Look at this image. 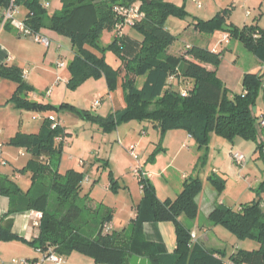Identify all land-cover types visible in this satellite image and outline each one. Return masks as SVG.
Instances as JSON below:
<instances>
[{"label":"trees","instance_id":"16d2710c","mask_svg":"<svg viewBox=\"0 0 264 264\" xmlns=\"http://www.w3.org/2000/svg\"><path fill=\"white\" fill-rule=\"evenodd\" d=\"M10 3L11 0H0V23ZM62 3L63 11L49 19L48 9L41 0H16L18 6L28 10L26 23L34 32L49 30L71 39L74 58L68 65V89H75L89 79L104 77L110 94L122 91L124 106L115 107L114 112L104 118L91 117L68 104L56 108L31 101L28 95L34 88L24 79V71L0 64V78L17 86L7 104H13L18 110L40 113L69 110L91 117L106 130L132 120L149 122L162 135L182 130L196 141L198 150L205 153L199 158L202 164L209 158L212 135L231 143L237 138L253 142L264 157L260 117L254 112L264 88V71L245 74L243 92L234 94L218 77L223 60L220 52L193 45L185 47L180 56L169 53L177 38L168 29L167 22L172 17L187 19L190 15L185 5L178 7L167 0H62ZM132 4L139 5L145 15L132 27L141 38L127 34L115 36L107 48L121 60L120 67L114 69L106 61L107 49L101 46L99 33L115 31L119 18L114 8ZM231 14L232 9H224L209 21L197 20L194 27L205 35L216 32L228 35L229 41L243 44L264 65V29L229 24ZM187 81L192 86L181 89ZM183 91L186 96L182 95ZM52 126L53 122L46 118L39 133L18 132L8 142L13 147L25 148L31 156L21 172L31 174L32 185L27 192L9 176H0V198L10 199L9 214L35 211L42 216L39 236L30 242L36 251L46 253L53 249L63 257L77 252L97 264H129L132 257L148 259L151 264H226L227 260L230 264H264V208L261 206L264 181L256 188V198L251 204L239 210L221 204L209 216L214 226L224 227L239 239L256 241L260 245L258 250H237L228 256L225 251L208 250L200 243L191 244V231L181 217L195 220L199 216L197 197L203 191V182L196 177L186 178L182 191L173 200H161L150 179L141 180L143 196L136 207L131 231L116 232L113 231L112 210L100 205L91 208L87 204L92 200L80 198L86 175L73 169L60 173L57 163L54 164L65 147V143L57 139L65 140L68 134L60 124L55 129ZM154 160L155 155H152L151 161ZM196 168L200 170L199 162ZM208 181L219 195L225 191V178L213 173ZM116 187L117 182L111 186ZM51 195L55 196L57 205L49 204ZM58 208H62V212H58ZM86 214L92 217L87 218ZM146 223H172L177 237L176 249L170 253L164 244L148 241L144 232ZM108 225H112L109 232L106 231ZM12 227V220L0 225V241H24L13 234Z\"/></svg>","mask_w":264,"mask_h":264},{"label":"rangeland","instance_id":"374dc122","mask_svg":"<svg viewBox=\"0 0 264 264\" xmlns=\"http://www.w3.org/2000/svg\"><path fill=\"white\" fill-rule=\"evenodd\" d=\"M41 3L44 6L47 4L50 5V8L47 10V17L49 19L63 11L62 0H41ZM27 13L28 10L24 6H21L17 18L19 20H24ZM173 20L180 23H174ZM186 23H188L186 19L180 20L174 17L167 22V27H170L172 33L177 38L173 48L168 51L173 55H178L181 52H184L187 44L207 46L208 43H204V41L211 42L213 40L210 35L202 34L203 40H200L199 37L189 36L184 33L182 28ZM8 28H12L14 30L13 34H17L22 38L21 40L24 41H14L16 42L15 46L17 48H20L21 45H25L36 53L35 58L32 59L31 63L21 64L25 65V69L28 70L27 78L30 80L32 79V70H35V83L40 86V89L44 88L43 91L36 90L38 92L33 96L35 99L40 98L53 104L55 101L57 106H60L62 103H68L77 107L81 112L89 113L91 117L101 116L106 118L110 113L114 112L115 107L121 108L124 106L122 91L119 90L110 94L107 81L104 77L99 79H89L75 89H68L67 87L70 75L66 78H63V76H60V78L57 77L56 70L59 68V63L56 65V60L60 61L61 59V62H65L66 67L64 70L69 73L68 65L74 58L72 43L69 37L58 35L55 32L56 35L53 37L54 33L52 34V31L44 30L42 34L46 35L51 40V47L47 49L37 43L33 38L19 35L18 31L10 25H8ZM5 30L6 29L3 31ZM129 30L138 38L140 37L132 28L126 27L122 33L127 34ZM115 36V31L110 32L107 30H101L99 33V42L101 46L106 49L109 48L113 43ZM1 38L2 37L0 36V39ZM219 50L222 54L223 60L217 71L218 77L232 93L241 94L243 92L244 75L247 73H259V70H257V72H252L256 70L257 58L238 41H232L230 45L220 44ZM51 53H55V56L52 57ZM59 55H65L67 58L64 60V58ZM105 57L107 63L112 68L118 69L120 67L121 60L114 51L107 49ZM18 65L20 64H15V66ZM58 70H60V68ZM141 82L142 79L140 80V83ZM64 85L67 88L66 93L68 94L64 99L62 98V95H58L57 97L56 93L52 100L48 97L47 92L54 91V89L57 92L58 89ZM183 85L191 87L192 83L187 81ZM12 86L13 84L9 81L0 79V102L6 101L9 97ZM30 97H32V94ZM96 102H99V106L94 108L93 106ZM257 104V113L259 117H261L262 113H264V88L260 93ZM49 113L54 114V116L49 117H53L62 124L65 123L73 134V139L70 138V142L68 141V138L66 140V143H71V145H69L71 147L65 146L68 148L64 147L63 153L57 156L54 164L57 163L58 168L62 173H66L68 170L72 169L78 172L84 171L88 183L83 186L80 198L94 200L92 202L94 205L92 203H86L91 208L100 205L103 208L112 210L114 213L112 221L113 231L122 232L126 229L130 232L133 224L132 220L135 216L136 205L139 202L141 192L140 180L135 177L134 170L140 166H142L143 169L145 167L150 168V165H153V162L151 161L152 155H155L157 163L163 158L168 160L175 159L174 161L176 162L178 158L176 157L178 149L173 144L176 143L175 140L178 141V139H185L187 133L182 130H174L168 131L165 135H162L160 130L157 131L154 129L153 125H149L148 127L146 125L147 122L140 123L135 120L124 122L116 129L106 130L101 124L93 121L91 117H83L81 115H78L77 117L68 112L61 116L59 115L61 112L58 111H51ZM36 116L39 117L38 120L34 119ZM46 117L47 113H40L27 109L18 110L13 108L12 105L0 106V130L4 133L1 137L7 138L2 144L4 146L5 159L8 161V166L0 169V176L12 177L11 179L14 180V183L25 192L31 188L32 181L29 173L24 174L21 172L27 166L31 156L25 148L13 147L6 143V141L11 137H14L18 132L26 134L37 132ZM145 125L146 127H144ZM144 128L148 129L147 133L144 132ZM212 137L214 138V141L212 144V151L210 152L214 157L210 158L209 156L205 164H202L200 159L205 153L201 152L199 155L200 159L198 160L200 170L197 168L196 170H193V168L188 170L186 164L184 167L179 168L177 166L182 164L180 159H178L176 165L170 168L164 177L163 174H160V176L163 177L162 181H167L168 183H173V185L175 184L180 187L182 175L186 173H190V177L200 175V178L203 180V177H205L207 173H210L213 167H216L220 171L219 176L224 177L227 181L226 189L220 195L225 206L238 210L244 205L251 204L256 198V181H260L262 178L261 176L264 175V161L257 160L253 155L255 144L237 138L235 142L238 143V145L232 147L231 142L229 143L216 135H212ZM171 139H174V141L172 142ZM149 142L152 143L150 150H148ZM194 142L196 143V141ZM223 144H230V148ZM241 144L243 145L241 146ZM188 146L190 147V145ZM132 147H136L139 161H135L132 158L129 152V149ZM165 148H168V150ZM67 149H71V152H66ZM21 150L24 152V156L19 155V151ZM187 150L188 149L185 147L184 153L188 152ZM191 150L195 155V148H191ZM231 152H238L246 157V162L243 167L237 165L233 161ZM65 155H67V157H65ZM70 157H72V161L67 160V158ZM63 158L70 163L61 165ZM81 162H83V166L81 165ZM247 172L249 174L246 176L247 178H245L244 176ZM17 176H19L20 179H18ZM115 182H117V187L112 189L111 186H113ZM178 191L180 190L175 192L178 193L177 195L181 192ZM215 193L218 195L217 192ZM54 198L55 196L51 195L49 202L50 205L54 202ZM54 203L57 205V201ZM58 212H62V208H58ZM20 213L23 212H17V214ZM15 214L16 213L8 214V217ZM86 215L87 218L92 217V215L89 216L90 214ZM83 220L86 221V218ZM186 220L190 224L193 223V220L189 218H186ZM199 220L200 228L198 230L202 234L204 227H208L210 222L204 216H200ZM216 234L221 241L214 238V234L211 233L208 236L211 241L206 242L205 240H201V243H203L207 249H226L229 256L236 252L237 249L254 251L258 250L260 247V245L251 238L239 239L224 227H218ZM215 239L217 241H215ZM73 254L74 255L70 254L64 256L66 263H68L71 258L70 264H90L89 262H81L80 260L75 259L76 257L72 256L78 255L83 256L84 258L90 257L77 252ZM16 259L24 258L15 257L11 261L13 262ZM92 260V264H97L94 259ZM225 262L226 264H230L228 260ZM129 264H151V262L148 259L132 257L129 260Z\"/></svg>","mask_w":264,"mask_h":264},{"label":"crops","instance_id":"0c3cea01","mask_svg":"<svg viewBox=\"0 0 264 264\" xmlns=\"http://www.w3.org/2000/svg\"><path fill=\"white\" fill-rule=\"evenodd\" d=\"M167 1L169 3H172L176 6H178V7H182L183 5H185L186 10L190 16L186 19L188 23H186V25L183 26L182 29L184 30V33L188 34L189 36L199 37L200 40H203L202 34L199 33L194 27L197 20L209 21V20L213 19L219 12H221L224 9H228V8L232 9V14H231V17L229 20V24H232L238 28H243L245 26H249V27L258 26L259 28L264 29V0H167ZM199 4L201 5V7H199ZM248 12H250V15H248ZM173 21H174V23L176 22V20H173ZM176 23H180V22H176ZM5 29H6L5 31H2L0 33V36L2 37L0 39V64L7 65V66L11 67V66H15V64L17 63L20 65L15 66V67H18L22 71L27 70V69H25L26 68L25 65H21V64L31 63L32 59L35 58L36 53L33 50L29 49L25 45H21L20 48H17L15 46L16 42H14V41H18V42L23 41V40H21L22 38L19 37L17 34L14 35L13 34L14 30L12 28H5ZM168 29L172 32L170 27ZM53 33L54 32H52V34ZM55 35L56 34L54 33L53 37ZM127 35L136 37L134 34L131 33L130 30L127 33ZM223 36H224V34L222 32H216L215 34L211 35L213 40L211 42H209V41L205 42L204 41V43H208V45L207 46L202 45L201 47L208 48L214 52H220V50H219L220 44L230 45L232 43V41H229V40L224 41ZM187 46H193V45L187 44L186 47ZM171 48H173V46ZM47 49H49V48H47ZM182 53L183 52H181L180 54H178L176 56H180ZM47 54H48V52H47ZM51 56L54 57L55 53H51ZM59 56L64 58V60H65V58H67V56L65 57V55H59ZM60 62H61V59H60V61L56 60L55 64L57 65ZM58 69L59 68H57V70H56L57 71L56 75L58 78H60V76H63V78H66L70 75L68 72H65V70H64L65 68L60 69V70H58ZM257 70H259V72L264 71V65L261 63V61L258 58H257L256 70L252 71V72H257ZM34 75H35V70H32V73H31L32 79L31 80L29 78L26 79V82L31 87L34 88V91L32 93H30L28 96L29 100L34 101V102H38V103H42L45 105H50V106H53L56 108L61 107L64 104H68V103H62L60 106H57L55 101L53 104V103H49L46 100H42L40 98L35 99L33 96L37 94L38 91H36V90L43 91L44 88L40 89V86L35 83ZM2 80H4V79H2ZM6 81H8V80H6ZM9 82L13 84L12 89H11L9 97L6 99V101L0 102V106L12 105L13 108H15L13 104H7L8 100L12 97V95L14 94V92L16 91V88H17L16 84H14L11 81H9ZM184 87H185V85H182L181 89H183ZM66 89L67 88L64 85L63 87L59 88L57 92L55 91V89H54V91L47 92L48 93L47 95L52 100L54 94L56 93L57 97H58V95H60V96L62 95V98L64 99L68 95L66 93V91H67ZM31 94H32V97H30ZM68 105H70V104H68ZM75 108H77V107H75ZM67 112L72 114V115H76L78 117L77 114H75L71 111L69 112V110H64L61 113H59V115L62 116L63 114H65ZM257 112H258V104H257ZM49 116H54V114L48 112L47 117H49ZM36 117L39 119L38 116H36ZM263 118H264V113H262L260 120H262ZM38 119H36V120H38ZM60 124H61V126H63L65 128L66 133L68 134V137H67L68 141L70 140V138L73 139L72 138L73 134L70 132V130L66 126V124L65 123L62 124L61 122H60ZM146 125L149 127V125H152V124L147 122ZM146 125L144 127H146ZM147 128L143 129L144 132H146V133L148 130ZM40 129H41V127L39 128V130L37 132L30 133V134H37V133H39ZM154 129H156V128L154 127ZM260 129L262 130V136L260 137V143H264V128L261 127ZM156 130L159 131L158 129H156ZM2 135H4V133L0 130V143L4 142V140H7V138L1 137ZM11 138H13V137H11ZM11 138L8 141H6V143H8L11 140ZM67 138L65 139V146L71 145V143H66ZM213 139L214 138L212 137L210 148H209L210 158L214 157V155L210 152V151H212V144L214 141ZM171 141L173 142L174 139H171ZM194 141L195 140L192 139L188 134L185 136V139H183V140H180V139H178V141L175 140L176 143L173 145H175L176 148L178 149L177 153H176V157H178L176 162L178 161V159H180V162L182 164V165L177 166V167L182 168L186 164V166H188L187 167L188 170H190L192 168H193V170H196V166L198 165L199 155L201 152L198 150V146L196 145V143ZM151 144L152 143L149 144L148 150L151 149V147H150ZM188 145H190V147ZM223 145H225V146L227 145V147L230 148V146H229L230 144H223ZM236 145H238V143H236L234 141L232 143V147H234ZM242 145L243 144H241V146ZM153 146H155V145H153ZM69 147H71V146H69ZM185 147L188 149L187 150L188 152L184 153ZM65 148H68V147H65ZM191 148H195V155H194V153H192L193 151L191 150ZM71 149H69V150L67 149L66 152H71ZM165 149L168 150V148H165ZM20 152L24 153L22 150L19 151V153ZM236 153H238V152H236ZM231 154L233 156V154H235V153L231 152ZM253 155L255 156V158L257 160L264 161V157L258 151V146L256 144H255V148L253 151ZM4 156H5V152H4ZM65 157H67V155H65ZM67 160L72 161L73 159H72V157H70V158H67ZM67 160H65V158H63L61 165L70 163V162H67ZM174 160L175 159L168 160L166 158H163L161 161L159 160V162L157 163V160L155 159L153 162V165H150L151 166L150 168H147V167L144 168V170L149 175V179H150L151 183L154 185V187L156 189L157 196L161 200H167V199L173 200V199H175L176 196H178L177 195L178 193H175V192L177 190L182 191L183 183H184L185 179L190 177V173H186V174L182 175V181H181L180 187H178L175 184L173 185V183H168L167 181L166 182L162 181L164 175H166L168 173L169 169L176 165V162ZM236 164L239 165L238 163H236ZM244 165H245V163L243 164V166ZM239 166L243 167L242 165H239ZM58 170L60 171V173H62L59 168H58ZM180 170H182V169H180ZM82 173H84V171ZM213 173L217 174L218 176L220 175V171L216 167H213L211 169V172L207 173L206 176L203 177L204 178L203 180L200 178V175L196 176V178H199L203 182V191L197 197V203H198L199 208H200V213H199L198 218L193 220V223L190 224L186 220L187 217L186 218H185V216L181 217L183 224L188 229H190L192 235L194 234L196 236L195 243H200L202 245H203V243H201V240H205L206 242L211 241L208 237L211 233L214 234V238L221 241V239H219V237L216 236L217 235L216 231H218V227H220V226H214L209 220V216L216 206L221 205V204L225 205L224 201L221 199L222 197L215 190V188L212 186V184L208 181V177ZM160 174H163V177H161ZM248 174L249 173L247 172L244 177L247 178L246 176H248ZM29 175L31 178L30 173H29ZM261 177L262 178L260 179V181L259 180L256 181L257 182L256 187L261 185V183L264 181V175ZM10 178H12V177H10ZM17 178L20 179L19 176H17ZM86 183H88V180H85L84 185ZM254 188H252V189H254ZM212 189L215 192H217L218 195H216V193ZM180 191H178V192H180ZM142 196H143V193L141 191L139 202L141 201ZM263 199H264V194L262 195V200ZM90 200H92V199H90ZM93 201L94 200H92V202ZM139 202H138V204H139ZM10 204H11V201L8 197H1L0 198V219H2V221H0V225L1 224L3 225L4 223H6L9 220H12L13 221V227H12L13 234L24 239V241H17V240L11 241V242H1L0 241V264H13V262L11 260H13V258H15V257L16 258H24V259H28V260H41L43 257V254L38 253L35 250V248H33L30 244L31 241L35 240L39 236L40 230H39V226H37L36 224L40 223V215L41 214L38 212H35V211H28V212H23L20 214L16 213L15 215L8 217L9 210H10ZM92 204L94 205V203H92ZM200 216H204L210 222V225H208V227H204L202 234L198 230L200 228L199 227L200 226L199 225L200 224L199 223ZM144 232H145V236H146L148 241L164 244L166 246L168 252L172 253L176 249L177 237H176L175 227L172 223H146L144 225ZM216 239H215V241H217ZM208 250H219V251L227 252L226 249H220V248H212V249H208ZM237 250H241V249H237ZM72 255H74V254H72ZM72 257H76L75 259L80 260L81 262H84V263L89 262L90 264H92V262H93L92 258L91 259L86 258V257L84 258L83 256H78V255L72 256ZM139 259H144V258H139ZM70 261H71V258L69 259V262L66 264H70ZM44 264H53V263L52 262H45Z\"/></svg>","mask_w":264,"mask_h":264},{"label":"built area","instance_id":"2783aa9c","mask_svg":"<svg viewBox=\"0 0 264 264\" xmlns=\"http://www.w3.org/2000/svg\"><path fill=\"white\" fill-rule=\"evenodd\" d=\"M44 7L46 9H49L50 5L47 4ZM199 7H201L200 4H199ZM20 8L21 7L16 4V0H11L10 6L3 12V16H2L3 20L0 23V33L8 25H10L11 27H13L14 29L18 31L19 35L24 36V37H31L37 43L41 44L42 46L46 48H50L51 40L46 35L42 33H36L31 28H29L26 23V18H24V20H19L17 18V15L20 13ZM114 12L117 18H119V23L115 27L116 36H120L121 34H123L122 31L126 27L127 28L134 27L135 24L138 21L142 20L145 16L144 13L141 11L140 6L137 4L127 5V6L118 5L114 8ZM248 15H250V12H248ZM223 40L228 41L229 40L228 35L224 34ZM187 48H189V46ZM58 67L65 68L66 63L60 62L58 64ZM27 77H28V71L25 70L24 79H27ZM172 80L173 78H171L170 81ZM182 95L186 96L187 93L183 91ZM98 106H99V102H96L93 107L95 108ZM34 119H38V118L35 117ZM49 119L53 122V126H52L53 129H55L58 124H60V122L54 119L53 117H49ZM260 125L262 128H264V118L260 120ZM61 141L65 143V140L57 139V142H61ZM129 152L135 161H139V156L136 153V147L130 148ZM19 155L24 156V153L20 152ZM233 160L239 165L243 166V164L246 162V157L243 154L235 153L233 154ZM81 165L83 166V162H81ZM7 166H8V161L5 159V156H4V146L2 143H0V169L7 167ZM134 175L140 181L143 179L149 178V175L143 169L142 166L134 170ZM261 206L264 208V199L262 200ZM41 217L42 216L40 215V219ZM36 225L40 226V223H37ZM110 230H112V225H108L106 227L107 232H109ZM191 237H192L191 244H195L196 236L193 234L191 235ZM37 252L43 254V257L41 260L16 259L13 261V264H44L45 262H52L53 264H66L64 257L55 253L53 249H49V251L46 253L38 249Z\"/></svg>","mask_w":264,"mask_h":264},{"label":"water","instance_id":"95a60500","mask_svg":"<svg viewBox=\"0 0 264 264\" xmlns=\"http://www.w3.org/2000/svg\"><path fill=\"white\" fill-rule=\"evenodd\" d=\"M254 112H255V113L257 112V108H254Z\"/></svg>","mask_w":264,"mask_h":264}]
</instances>
